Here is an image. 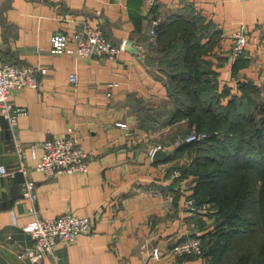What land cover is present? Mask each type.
Returning a JSON list of instances; mask_svg holds the SVG:
<instances>
[{
    "label": "crops",
    "instance_id": "crops-1",
    "mask_svg": "<svg viewBox=\"0 0 264 264\" xmlns=\"http://www.w3.org/2000/svg\"><path fill=\"white\" fill-rule=\"evenodd\" d=\"M176 16L201 20L209 28L202 31L204 58L217 92L229 89L221 97L224 104L241 95L243 83L264 89V0H157L150 10L145 0H0V58L48 69L39 88L17 91L12 98L29 110L16 135L26 146L29 177L37 185L36 213L23 200L25 178L18 171L14 135L0 113V165L16 170V177L0 178V264H33L18 257L34 244L25 225L67 212L97 217L96 232L59 245L38 264H204L172 252L214 228L210 207L188 209L195 180L178 168L187 155L174 156L177 139L185 136L178 129L188 126L167 123L177 107L164 72L165 51L151 32L154 19ZM85 24L101 28L121 47L116 58L53 52L56 33L72 35ZM242 27L248 43L235 61L231 35ZM72 74L77 83L70 81ZM118 122H126L131 132ZM70 130L93 154L88 170L48 178L35 169L42 145ZM156 146L174 153L156 160L151 154ZM175 171L182 176L174 178Z\"/></svg>",
    "mask_w": 264,
    "mask_h": 264
},
{
    "label": "trees",
    "instance_id": "trees-1",
    "mask_svg": "<svg viewBox=\"0 0 264 264\" xmlns=\"http://www.w3.org/2000/svg\"><path fill=\"white\" fill-rule=\"evenodd\" d=\"M206 30L201 20L176 16L162 21L156 36L177 107L167 123L188 126L179 134L193 128L208 134L204 141L180 144L174 155H187L178 168L194 177L197 204L209 205L214 217V228L200 237L202 253L182 257L204 264H264V89L243 83L240 96L221 101L229 89L218 93L207 68Z\"/></svg>",
    "mask_w": 264,
    "mask_h": 264
},
{
    "label": "built area",
    "instance_id": "built-area-1",
    "mask_svg": "<svg viewBox=\"0 0 264 264\" xmlns=\"http://www.w3.org/2000/svg\"><path fill=\"white\" fill-rule=\"evenodd\" d=\"M157 0H145V8L150 10L154 7ZM152 35L157 36V28L161 20H153ZM233 48L231 58L237 60L242 57L246 51L248 43L247 29L242 27L240 30L231 35ZM73 42L74 46L70 47ZM52 50L55 53H68L79 58H116L121 47L113 44L108 40L104 31L90 24H85L75 30L72 35L56 33L52 37ZM48 69L35 65H18L5 61L0 58V113L8 121L9 129L14 135L15 147L20 165V171L24 180L23 200L30 204V210L36 213V203L38 200L37 185L30 179V168L26 164V146L16 135V127L22 116L29 114L26 107L16 105L13 102V94L26 88H39L41 85L40 76L46 75ZM72 83L78 82L76 74L70 77ZM117 125L128 132H131L126 122H118ZM208 138L207 133H202L192 129L187 135L180 136L176 144L192 143L204 141ZM43 154L40 161L36 164L35 169L43 172L46 177L51 178L56 175L65 173L86 172L89 163L93 159V154L79 144L78 137L72 130L67 135L53 136L46 140L43 145ZM36 148V145H31ZM162 148L156 146L151 150V154ZM36 153H34V157ZM16 170L11 171L4 165H0V178L4 176L16 177ZM182 176L180 171H175L174 178ZM187 207L191 212H207L209 205L199 206L193 197L187 199ZM98 218H84L72 212H67L57 218H39L35 217L33 221L25 225L24 229L33 239V246L18 253L21 260L31 263H40L46 254H54L59 245L70 246L75 243L81 236L92 235L96 232ZM201 238L196 237L188 242L178 244L172 248L176 255L202 253ZM153 256H159V250L154 249Z\"/></svg>",
    "mask_w": 264,
    "mask_h": 264
},
{
    "label": "water",
    "instance_id": "water-1",
    "mask_svg": "<svg viewBox=\"0 0 264 264\" xmlns=\"http://www.w3.org/2000/svg\"><path fill=\"white\" fill-rule=\"evenodd\" d=\"M174 151L168 152V151H164L163 149H158L155 154H154V159H162L166 156H171L173 155ZM33 264H38V263H33Z\"/></svg>",
    "mask_w": 264,
    "mask_h": 264
},
{
    "label": "rangeland",
    "instance_id": "rangeland-1",
    "mask_svg": "<svg viewBox=\"0 0 264 264\" xmlns=\"http://www.w3.org/2000/svg\"><path fill=\"white\" fill-rule=\"evenodd\" d=\"M197 131H199L198 129H196ZM200 132V131H199ZM202 133H206V132H202Z\"/></svg>",
    "mask_w": 264,
    "mask_h": 264
}]
</instances>
